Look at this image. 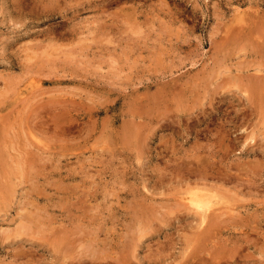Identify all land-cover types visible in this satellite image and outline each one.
Instances as JSON below:
<instances>
[{
	"label": "rangeland",
	"instance_id": "obj_1",
	"mask_svg": "<svg viewBox=\"0 0 264 264\" xmlns=\"http://www.w3.org/2000/svg\"><path fill=\"white\" fill-rule=\"evenodd\" d=\"M77 263L264 264V0H0V264Z\"/></svg>",
	"mask_w": 264,
	"mask_h": 264
},
{
	"label": "bare ground",
	"instance_id": "obj_2",
	"mask_svg": "<svg viewBox=\"0 0 264 264\" xmlns=\"http://www.w3.org/2000/svg\"><path fill=\"white\" fill-rule=\"evenodd\" d=\"M246 22V21H245ZM262 72V71H261ZM21 91V90H20ZM41 91V90H40ZM39 91V92H40ZM37 92V91H36ZM260 92V91H259ZM17 93H18V91H17ZM44 93V92H43ZM18 95H20V94H18ZM33 96H34V94H33ZM30 98V97H29ZM36 98V97H35ZM26 99H27V97H26ZM36 100H38V99H36ZM34 102H35V100H34ZM36 103H38V102H36ZM110 109V108H109ZM11 121V120H10ZM12 121H14V120H12ZM9 125V124H8ZM10 127V126H9ZM27 130V129H26ZM28 130H29V128H28ZM26 134H28V132L26 133ZM29 135V134H28ZM87 135H88V133H87ZM94 138V137H93ZM32 140V139H31ZM32 141H34V140H32ZM39 141V140H38ZM29 145V144H28ZM44 147V146H43ZM24 153V152H23ZM44 153V152H43ZM28 155V154H27ZM99 155V154H98ZM26 156V155H25ZM45 156H47V155H45ZM59 156V155H58ZM111 156V155H110ZM109 156V157H110ZM218 156V155H217ZM31 157V156H30ZM42 157H44V156H42ZM105 157V156H104ZM113 157H114V155H113ZM78 158H79V155H78ZM170 159V158H169ZM29 161V160H28ZM77 161V160H76ZM26 163V162H25ZM28 163H30V162H28ZM102 163V162H101ZM105 163V162H104ZM56 164V163H55ZM177 164H179V163H177ZM209 165V164H208ZM111 166V165H110ZM210 166V165H209ZM207 168V167H206ZM205 168V169H206ZM184 170H185V168H184ZM186 171H188L189 172V170H186ZM171 173H172V171H171ZM184 173V172H183ZM191 174V173H190ZM218 174V173H217ZM193 175V174H192ZM208 175V174H207ZM207 175H206V177H207ZM195 176V175H194ZM203 176V175H202ZM209 176H212V175H209ZM227 176V175H226ZM176 177V176H175ZM174 177V178H175ZM221 177V176H220ZM198 178V177H197ZM196 178V179H197ZM219 178V177H218ZM162 179V178H161ZM176 179V178H175ZM209 179V178H208ZM214 179H215V177H214ZM220 179V178H219ZM219 179H218V181H219ZM221 180H223V179H221ZM217 181V180H216ZM224 181V180H223ZM227 181V180H226ZM229 181V180H228ZM158 183V182H157ZM161 183H162V181H161ZM174 183H176V181L174 182ZM193 183V182H192ZM159 184V183H158ZM210 184V183H209ZM160 185V184H159ZM195 185V184H194ZM186 186H189V185H186ZM201 186V185H200ZM210 186V185H209ZM190 187V186H189ZM188 187V188H189ZM194 187V186H193ZM200 188V187H199ZM199 188H198V190H199ZM202 189H203V186H202ZM209 189V188H208ZM204 190V189H203ZM199 191H201V190H199ZM199 191H198V193H199ZM188 192H190V191H188ZM195 192V191H194ZM202 191H201V193L200 194H197V193H192V195H190V203L192 204V206L194 205L196 208H198V211H199V209H202V207H203V205H204V207H205V202H204V199H202ZM242 193H243V191H242ZM189 194V193H188ZM212 195V194H211ZM188 197H189V195H188ZM206 198L207 197H210V196H205ZM213 197V196H212ZM212 197H210V198H212ZM209 198V199H210ZM216 198V197H215ZM148 199V198H147ZM212 199H214V197L212 198ZM151 200V199H150ZM206 200V199H205ZM211 200V199H210ZM215 200H217V199H215ZM214 200V201H215ZM152 201V200H151ZM154 201V200H153ZM174 202V201H173ZM174 204V203H173ZM210 204V203H209ZM211 204H213V203H211ZM216 204V203H215ZM214 204V205H215ZM217 204H218V202H217ZM222 204V203H221ZM174 205H176V206H178L179 207V205H177V203L175 202V204ZM223 205V204H222ZM153 206V205H152ZM191 206V205H190ZM207 206V205H206ZM180 207H182L181 206V204H180ZM215 207H216V205H215ZM229 207V206H228ZM175 208V207H174ZM184 208V207H183ZM186 208V207H185ZM189 208V207H188ZM208 208H210V207H208ZM212 208H213V206H212ZM232 208V207H231ZM195 209V208H194ZM216 209V208H215ZM219 209V208H218ZM220 209H222V208H220ZM224 209H226V208H224ZM234 209V208H233ZM217 210V209H216ZM215 210V211H216ZM26 211V210H25ZM189 211V210H188ZM190 211H192V210H190ZM24 212V211H23ZM211 212V211H210ZM234 212V211H233ZM30 215H31V213L30 212H28ZM33 213V212H32ZM199 213V212H198ZM229 213V212H228ZM220 214H222V213H220ZM241 214V213H240ZM35 215V214H34ZM196 215V214H195ZM223 215V214H222ZM38 217V216H37ZM40 217V216H39ZM150 218V217H149ZM219 218V217H218ZM226 218V217H225ZM245 219H247V218H245ZM238 220V219H237ZM217 221V220H216ZM215 222V221H214ZM226 222V221H225ZM217 223V222H216ZM21 225V224H20ZM212 226H213V224H212ZM24 227V226H23ZM24 229V228H23ZM214 233V232H213ZM207 234H208V232H207ZM89 235V234H88ZM90 236V235H89ZM209 236V235H208ZM220 236V235H219ZM86 237H87V235H86ZM83 238V237H82ZM89 238V237H88ZM86 239V238H85ZM204 239V238H203ZM216 239V238H215ZM78 240V239H77ZM94 240H96V239H94ZM205 240V239H204ZM203 240V241H204ZM209 240H211V239H209ZM80 241V240H79ZM206 241H208V240H206ZM212 241V240H211ZM83 242H85L86 243V241L84 240ZM100 242V241H99ZM93 243H95V241L93 242ZM114 243V242H113ZM117 243V242H116ZM77 244H78V242H77ZM102 244V243H101ZM112 244V243H111ZM110 244V245H111ZM118 244V243H117ZM121 244V243H120ZM105 245H106V243H105ZM107 245H109V244H107ZM87 246V245H86ZM91 246V245H90ZM95 246V245H94ZM99 246V245H98ZM117 245H115V247H116ZM77 247H78V245H77ZM101 247V246H100ZM81 248V247H80ZM99 248V247H98ZM67 249V248H66ZM89 249V248H88ZM91 249V248H90ZM104 249V248H103ZM84 250V249H83ZM105 250V249H104ZM67 251V250H66ZM85 251H87V248H85ZM111 251H112V249H111ZM86 253V252H85ZM90 254V253H89ZM92 254V253H91ZM105 255V254H104ZM106 255H107V252H106ZM105 255V256H106ZM101 256H102V254H101ZM111 257V256H110ZM104 259V258H103ZM78 264V263H77Z\"/></svg>",
	"mask_w": 264,
	"mask_h": 264
}]
</instances>
